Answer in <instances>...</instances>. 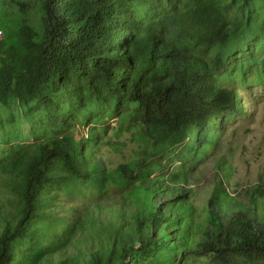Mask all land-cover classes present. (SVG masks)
Returning a JSON list of instances; mask_svg holds the SVG:
<instances>
[{
	"label": "trees",
	"instance_id": "16d2710c",
	"mask_svg": "<svg viewBox=\"0 0 264 264\" xmlns=\"http://www.w3.org/2000/svg\"><path fill=\"white\" fill-rule=\"evenodd\" d=\"M39 2L41 30L22 13L0 41V101L32 107L43 125L36 140L45 137L0 159L19 202L4 219L0 264H55L42 238L58 248L76 234L80 248L90 233L102 245L82 254L85 264H264V182L247 203L216 182L202 204L188 177L246 114L236 77L264 80V0ZM116 119L142 128L143 144L137 159L109 170L95 151ZM78 124L89 127L79 140ZM110 187L131 188L136 210L103 208L116 214L106 225L92 205L60 216L62 192L106 196Z\"/></svg>",
	"mask_w": 264,
	"mask_h": 264
},
{
	"label": "rangeland",
	"instance_id": "374dc122",
	"mask_svg": "<svg viewBox=\"0 0 264 264\" xmlns=\"http://www.w3.org/2000/svg\"><path fill=\"white\" fill-rule=\"evenodd\" d=\"M10 0H0V41L3 40L5 32L12 33L15 31L14 24L8 28L10 22L16 23L19 17L25 15L34 26L35 30H41L42 12L39 10L40 0H18L26 4V9L19 12L18 8L9 5ZM7 8V11H6ZM264 14V11H261ZM237 51V53H239ZM247 81L236 77L231 84L232 87L242 86L241 94H245L244 110L246 114L227 124L223 135L219 138L220 145L217 150L215 143L210 144L211 151L208 157L205 154L200 156V161L196 163V167L191 170L188 177L191 178V186L198 188L196 191L202 199L200 203H207V197L216 182L224 180V185H228L231 194L236 197L239 202H248L247 193L253 190L259 181L264 182V80L259 81L258 77L252 72L248 76ZM239 92V91H238ZM251 96L250 99L248 97ZM41 115L32 107L23 105H5L0 101V159L13 153L11 147L15 144L32 143L31 145L42 142L45 137L36 140L40 128L43 127L39 122ZM109 131L101 133L102 142L105 144L98 146L95 151L96 159L106 164L107 168L115 169L123 163H128L137 159L138 152L142 148V140L140 135L142 128L125 127L121 129L120 120H111ZM88 128L77 125L76 139L79 140L82 135L88 136ZM215 147V149H214ZM205 156V157H204ZM217 159L226 162V166L231 167L233 172L231 177L223 174L215 162ZM224 159V160H223ZM194 163V162H193ZM227 168V169H228ZM220 170V171H218ZM10 173L5 167L0 165V235L5 226V218L15 215L18 211L19 202L13 196L10 188L7 187L6 181L9 179ZM230 177V178H228ZM227 178V179H226ZM84 188L79 187L82 191ZM248 190V191H247ZM97 204L98 206H93ZM136 201L133 199V191L129 187H110L106 196L98 195L92 189H88V193L84 196L77 191L69 190L60 194V216L65 215V211L71 208L68 216L72 217L73 208L77 211L85 212V206H91L92 219L100 220L101 224L111 223L110 218H114L110 210H102L103 208H115L116 213H125L129 209L136 210ZM85 205V206H84ZM76 212V211H75ZM77 213V214H80ZM119 215V214H118ZM3 218V219H1ZM122 218V217H121ZM117 219V221H120ZM262 218V216H261ZM134 224V223H133ZM133 224H130L131 226ZM84 233L81 229L77 230V234ZM88 245H80L79 248L74 244L76 234L68 240L64 246L55 248L54 245L48 244L44 238L40 240L42 248L48 250L45 259H49L53 263L59 261L65 264H85L87 263V253L100 249L102 243L93 237L94 234H87ZM204 258L203 260H208ZM38 264H43L39 262Z\"/></svg>",
	"mask_w": 264,
	"mask_h": 264
}]
</instances>
